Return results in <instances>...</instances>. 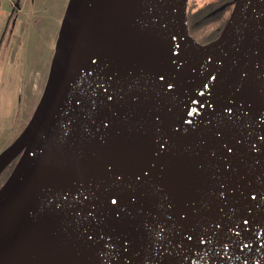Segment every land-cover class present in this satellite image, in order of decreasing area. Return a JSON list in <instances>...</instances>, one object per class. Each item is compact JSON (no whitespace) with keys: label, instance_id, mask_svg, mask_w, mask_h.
Returning <instances> with one entry per match:
<instances>
[{"label":"water","instance_id":"water-1","mask_svg":"<svg viewBox=\"0 0 264 264\" xmlns=\"http://www.w3.org/2000/svg\"><path fill=\"white\" fill-rule=\"evenodd\" d=\"M134 1H68L41 99L0 154V176L19 157L0 187V264H264V146L232 157L223 145L212 163L188 161L154 181L94 141L116 111H139L152 54L180 32L197 58L232 54L251 37L220 102L247 142L233 94L264 68V0H236L208 44L189 30V0H146L138 42H127Z\"/></svg>","mask_w":264,"mask_h":264},{"label":"bare ground","instance_id":"bare-ground-1","mask_svg":"<svg viewBox=\"0 0 264 264\" xmlns=\"http://www.w3.org/2000/svg\"><path fill=\"white\" fill-rule=\"evenodd\" d=\"M134 3L128 15L132 28L126 37L127 42L136 44L146 21V0ZM169 14L178 15L176 8ZM235 19L236 14L227 30ZM250 38L247 34L232 54L215 58H197L186 47L180 32L167 41L161 40L146 69L139 111H116L94 141H110L133 175L154 181L161 172L188 161L212 163L223 145L232 157L260 149L264 146V68L247 93L237 90L233 94L249 123L247 142L242 131L239 144L237 130L227 114L232 106L222 108L220 104ZM117 94L119 98V90ZM96 150L93 147L108 175L109 167Z\"/></svg>","mask_w":264,"mask_h":264},{"label":"rangeland","instance_id":"rangeland-1","mask_svg":"<svg viewBox=\"0 0 264 264\" xmlns=\"http://www.w3.org/2000/svg\"><path fill=\"white\" fill-rule=\"evenodd\" d=\"M68 1L0 0V45L8 22L7 14L17 12L14 2H18L19 8L23 9L16 16L29 25L27 38L18 49L15 65L9 66L6 62L5 47L11 27L0 50V78L3 74L17 76L12 87L9 115L0 119V154L18 138L40 101Z\"/></svg>","mask_w":264,"mask_h":264},{"label":"trees","instance_id":"trees-1","mask_svg":"<svg viewBox=\"0 0 264 264\" xmlns=\"http://www.w3.org/2000/svg\"><path fill=\"white\" fill-rule=\"evenodd\" d=\"M235 2L236 0H190L188 21L192 35L201 44H208L216 40L226 27ZM14 162L1 174L0 187L10 176L15 165Z\"/></svg>","mask_w":264,"mask_h":264},{"label":"crops","instance_id":"crops-1","mask_svg":"<svg viewBox=\"0 0 264 264\" xmlns=\"http://www.w3.org/2000/svg\"><path fill=\"white\" fill-rule=\"evenodd\" d=\"M22 10L23 9H21L20 12ZM16 15L17 12H14L13 14H7L6 17L8 18V22L0 45L1 50L4 37L7 36L8 29L11 27V30L8 33L9 37L5 47L6 62L9 66L15 65L18 49L20 48L21 43L27 38V30L29 27L28 23L25 20L20 19L19 16L17 17ZM16 80L17 76H14L13 74H3L0 78V119L5 118L9 115L12 87Z\"/></svg>","mask_w":264,"mask_h":264},{"label":"flooded vegetation","instance_id":"flooded-vegetation-1","mask_svg":"<svg viewBox=\"0 0 264 264\" xmlns=\"http://www.w3.org/2000/svg\"><path fill=\"white\" fill-rule=\"evenodd\" d=\"M188 23H189V21H188ZM189 29H190V27H189ZM190 32H191V31H190ZM191 34H192V33H191ZM16 162H17V161H15L14 163L16 164ZM14 166H15V165H14Z\"/></svg>","mask_w":264,"mask_h":264}]
</instances>
